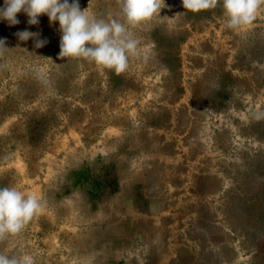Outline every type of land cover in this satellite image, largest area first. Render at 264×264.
<instances>
[{
	"label": "rangeland",
	"instance_id": "374dc122",
	"mask_svg": "<svg viewBox=\"0 0 264 264\" xmlns=\"http://www.w3.org/2000/svg\"><path fill=\"white\" fill-rule=\"evenodd\" d=\"M163 3L126 25L139 44L119 74L60 57L47 15L0 22V187L42 205L19 233L0 234V254L264 264V4L232 30L222 0L195 13ZM79 4L94 19L121 18L118 0ZM23 30L46 45L20 41Z\"/></svg>",
	"mask_w": 264,
	"mask_h": 264
},
{
	"label": "clouds",
	"instance_id": "9594fccd",
	"mask_svg": "<svg viewBox=\"0 0 264 264\" xmlns=\"http://www.w3.org/2000/svg\"><path fill=\"white\" fill-rule=\"evenodd\" d=\"M120 19H94L88 8L81 10L79 0H4L0 6V22L10 26L20 23L18 14L23 12L29 25H38L41 15L49 22H58L61 31L60 57H80L97 65L122 73L128 67L130 55L137 53L138 39L127 26L159 16L163 0H118ZM218 0H182L184 9L201 12L214 8ZM264 0H222L225 27L242 29L253 24ZM127 25V26H126ZM20 41L34 39L35 48L46 45L40 34L28 30L19 31ZM5 39L0 38V51L7 50ZM50 59V58H48ZM37 195L28 194L17 187H0V234H17L41 209ZM0 264H32L31 257L0 254Z\"/></svg>",
	"mask_w": 264,
	"mask_h": 264
},
{
	"label": "bare ground",
	"instance_id": "6f19581e",
	"mask_svg": "<svg viewBox=\"0 0 264 264\" xmlns=\"http://www.w3.org/2000/svg\"><path fill=\"white\" fill-rule=\"evenodd\" d=\"M137 195V194H136ZM53 243H55V242H53Z\"/></svg>",
	"mask_w": 264,
	"mask_h": 264
}]
</instances>
